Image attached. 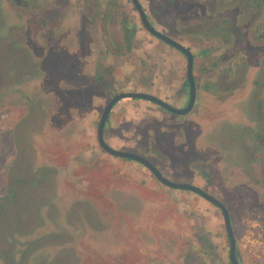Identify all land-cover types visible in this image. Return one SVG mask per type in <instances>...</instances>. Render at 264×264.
Returning <instances> with one entry per match:
<instances>
[{"label": "rangeland", "instance_id": "obj_1", "mask_svg": "<svg viewBox=\"0 0 264 264\" xmlns=\"http://www.w3.org/2000/svg\"><path fill=\"white\" fill-rule=\"evenodd\" d=\"M35 1L39 10L41 2ZM75 1L42 2L43 14L31 12L34 52L30 64L25 67L26 56L12 76L13 93L0 106V264H229L216 207L192 192L161 185L140 163L108 155L96 142L98 117L110 96L129 91L155 96L156 79L182 78L184 64L178 68L168 49L179 52L142 28L128 0H114L119 17L111 12L105 37L97 15L93 19L87 12L88 0H80L79 8ZM213 3L208 1V12ZM42 21L62 27L63 42L77 27L76 57L40 50ZM119 23L132 29L128 49L115 28ZM157 27L171 36L167 22ZM240 29L248 59L244 83L229 94L198 97L182 115L142 99H120L107 115L104 138L115 149L145 157L168 180L195 185L220 201L239 264H261L264 122L254 111L258 95L250 81L264 51L254 45L250 22ZM91 41L99 49L89 52ZM104 47L119 53L100 60ZM23 60L0 46V92L8 87L1 81L3 67ZM205 61L195 60L196 75H211L202 70ZM24 69L27 83L18 81ZM68 81L74 83L69 89ZM174 95L165 102L182 107L187 93L182 100Z\"/></svg>", "mask_w": 264, "mask_h": 264}, {"label": "flooded vegetation", "instance_id": "obj_2", "mask_svg": "<svg viewBox=\"0 0 264 264\" xmlns=\"http://www.w3.org/2000/svg\"><path fill=\"white\" fill-rule=\"evenodd\" d=\"M34 1L35 0H0V41H2L0 46L2 45L4 52L7 50L9 51L10 49L16 58L19 59L23 57L24 59V62L22 63L21 61V64L19 61L20 65L18 63H14L13 67L9 69L8 67H3V70L6 69L7 74H4L5 77L2 76L1 81L4 83L3 86L5 85V87H8L7 90L0 92V106L2 107L4 104H8V99L11 96L10 93H13L12 83H14V80L12 76L14 74L18 75V71L25 63L26 56L28 57V60L25 67L28 66V63L30 64V53L34 52L32 51L30 17L31 12L37 9L36 6L32 4ZM47 1H49L50 4L53 2H59V0H40L41 3L38 6L39 10L37 9L40 14H43V5H41L42 2L47 3ZM100 1L102 4H100ZM128 1L130 3L131 10L136 13L138 18V14L131 1ZM137 1L144 11L149 24L154 29L163 34L168 33L164 31L162 27H157V23L164 24V22H167L168 28H172L170 31L171 33H169L171 36L168 37L190 51L192 56V77L195 89L194 102H196L198 97L229 94L233 91L223 92L221 90V88L225 86L224 82L226 78L225 74L223 73V69L227 68L228 66H234V68L239 67V69L244 72L242 75V83L245 82V73L248 68V59L242 48V44L244 42V36L242 35L240 29L242 25H246L250 22L252 28L254 27V29H251V33L252 35L254 33L253 38L257 40L254 45H259V49H263L264 51V0H214V5L210 6L211 9L209 12L208 1L212 2V0ZM79 2L80 0L75 1L77 8H79ZM113 3L114 0H88L87 12L90 13V16L93 17V19L96 17L95 15H97L99 18L96 26L101 34L105 35L106 33L110 32L108 19L111 16V12H113L116 17H119L118 12L116 9H114L115 5ZM224 11L226 15L222 16ZM211 12L215 13L211 14ZM42 17H44V15H41V18ZM259 19L260 22H258L255 26L256 20ZM58 28H60L58 24L47 26L44 25V21H42L41 27L38 31L42 36L40 37V41L38 43L41 46L40 50L43 49L46 51L51 47L49 49L51 51L49 54L52 52H60L58 50H53L55 49V44L61 41ZM115 28L119 31H122L123 35H128L130 44L132 29H129L126 25H122L121 23L115 26ZM258 29H260V32L256 33V30ZM180 34H182L183 37L180 38ZM41 40L43 41L41 42ZM123 43L124 49H126L125 42ZM104 46H106L105 43ZM176 51L179 52L178 50ZM179 54L184 58V70L182 78L180 79L183 88L182 99H184L186 93L188 96V84L185 78V57L182 53L179 52ZM262 55L263 56L261 57L257 66L259 69L258 73L254 78L251 79L250 83L254 90L253 92L258 95H252V97L256 96L255 104L257 103L258 105L263 103L262 107L260 106V110H257L255 106L254 111L258 113V120L264 122V98H259L262 88L264 87V53ZM198 58H206V61L208 60L207 62L205 61L202 70L204 72L209 71L211 75L208 76L205 73L200 75L195 74V60ZM224 62H226V65H223ZM25 72L26 70L24 69L21 75H19L22 77L18 81H23L24 83L30 81V79L28 81L29 74H26ZM255 80H257L256 82L260 83L259 87H256L253 84V81ZM185 84L187 85V92ZM3 86L1 84V87ZM2 98L5 99L2 101ZM162 100L165 101L166 99ZM185 101H187V99ZM198 103L199 100L197 101V104ZM185 104L186 102L183 104V106ZM260 139L263 141L264 137H260Z\"/></svg>", "mask_w": 264, "mask_h": 264}, {"label": "water", "instance_id": "obj_3", "mask_svg": "<svg viewBox=\"0 0 264 264\" xmlns=\"http://www.w3.org/2000/svg\"><path fill=\"white\" fill-rule=\"evenodd\" d=\"M134 9L136 10L138 14L139 21L144 28V30L152 35L153 37L161 40L162 42L166 43L167 45L173 47L174 49L178 50L180 53H182L185 57V78L188 84V96L186 104L181 108H176L171 105H169L167 102L162 100L161 98L154 96L149 93L144 92H120L117 94L112 95L104 104V106L101 109V112L98 117V121L95 127V136H96V142L99 148L107 153L108 155H111L113 157L117 158H124L129 160H134L138 163H140L142 166H144L149 173L152 175V177L157 180L161 185L169 187V188H175L179 190H185L192 192L214 207H216L222 217V223L223 228L225 232V236L227 239V260L229 264H239V261L235 255V240L233 237L231 225H230V219L229 214L225 206L218 201L215 197L208 194L201 188L184 182H173L165 178L160 171L145 157L134 153L130 151H121L118 149H115L111 147L104 139L103 137V126L106 121L107 115L109 111L111 110V107L114 105V103L120 99L123 98H132V99H142L151 103L156 104L160 108L164 109L167 112L176 114V115H182L187 112H189L193 106L194 98H195V89H194V83H193V77H192V56L190 51L179 44L178 42L174 41L173 39L169 38L165 34L157 31L154 29L148 22L146 15L144 11L142 10L140 4L137 0H130ZM123 39L125 42V48H129V37L127 34L123 35Z\"/></svg>", "mask_w": 264, "mask_h": 264}, {"label": "crops", "instance_id": "obj_4", "mask_svg": "<svg viewBox=\"0 0 264 264\" xmlns=\"http://www.w3.org/2000/svg\"><path fill=\"white\" fill-rule=\"evenodd\" d=\"M73 29H77V27H71V37L72 38H69L68 41H59L58 43L55 44V51H60L59 53H62L63 56H75L76 57V53H77V50H78V46H77V42H78V38L76 37H73V32L75 31H72ZM58 32L59 33H62V27L58 28ZM103 37H105V35L103 34ZM70 45V47H69ZM87 48L89 49V52L95 50V49H99V45L98 43H96L95 41H91V42H88L87 43ZM51 48V47H50ZM49 48V49H50ZM47 49V50H49ZM115 49V47H114ZM168 49V48H167ZM107 49L104 47L103 48V54L100 58V60L102 59H110V55H116L119 53V49H115V50H112V48H110L109 51H107ZM169 52H171V54L174 56L175 60L178 62V65H176L178 68L181 67V65L183 64L184 62V58L179 54V53H175L174 51L168 49ZM46 52V51H45ZM74 52V54H73ZM56 55H58L59 53L58 52H55ZM65 54V55H64ZM94 60H96V62L98 61L97 57H94ZM100 60L98 62H100ZM101 65H103L101 62L99 63ZM84 73H82L81 76H83ZM165 76L163 75L162 78L159 79H156V83L152 84V92L155 94V96L161 98V99H165L167 97H170V96H173L174 94L178 97V99L182 100V97H183V88H182V84H181V80H174L173 83H171V80L169 79H163ZM177 79H179V77H177ZM155 82V80H154ZM162 82L164 84H162ZM69 85H65L69 88H71V85H73L74 83L71 82V81H68ZM161 83V84H160ZM81 89V88H80ZM94 105V103H93ZM94 107V106H93ZM92 107V108H93ZM93 111V109H92Z\"/></svg>", "mask_w": 264, "mask_h": 264}, {"label": "trees", "instance_id": "obj_5", "mask_svg": "<svg viewBox=\"0 0 264 264\" xmlns=\"http://www.w3.org/2000/svg\"><path fill=\"white\" fill-rule=\"evenodd\" d=\"M223 73L225 74V82H224V87L221 88V90L223 92H231L232 90H234L235 88H237L238 86H240V84L242 83L243 81V71H241L239 69V67H235L234 66H228L227 68H224L223 69ZM237 76V77H236ZM257 80L253 81V84L256 86V87H259V82H256ZM263 82V81H261ZM263 103L261 104H258L257 103L255 104L256 106V109L257 110H260V108L262 107ZM261 106V107H260ZM106 122V121H105ZM105 124V123H104ZM104 132H105V127L103 126V137H104ZM105 139V138H104ZM259 223H260V232H261V240L264 242V218L260 219L259 220ZM235 255H236V252H235ZM237 257V256H236ZM238 259V258H237ZM261 264H264V262H262Z\"/></svg>", "mask_w": 264, "mask_h": 264}]
</instances>
